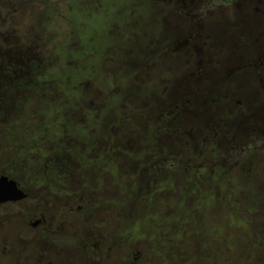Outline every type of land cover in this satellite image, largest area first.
Masks as SVG:
<instances>
[{"label":"rangeland","instance_id":"rangeland-1","mask_svg":"<svg viewBox=\"0 0 264 264\" xmlns=\"http://www.w3.org/2000/svg\"><path fill=\"white\" fill-rule=\"evenodd\" d=\"M0 264H264V0H0Z\"/></svg>","mask_w":264,"mask_h":264},{"label":"water","instance_id":"water-1","mask_svg":"<svg viewBox=\"0 0 264 264\" xmlns=\"http://www.w3.org/2000/svg\"><path fill=\"white\" fill-rule=\"evenodd\" d=\"M25 198L14 182H0V206L5 203H15Z\"/></svg>","mask_w":264,"mask_h":264},{"label":"flooded vegetation","instance_id":"flooded-vegetation-1","mask_svg":"<svg viewBox=\"0 0 264 264\" xmlns=\"http://www.w3.org/2000/svg\"><path fill=\"white\" fill-rule=\"evenodd\" d=\"M0 182H11V181L4 177L2 178V180H0Z\"/></svg>","mask_w":264,"mask_h":264}]
</instances>
